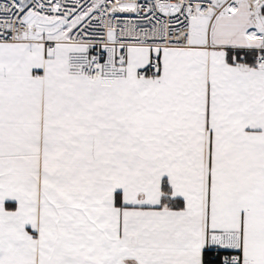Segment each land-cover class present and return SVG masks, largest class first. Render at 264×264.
<instances>
[{
    "label": "snow or ice",
    "instance_id": "1",
    "mask_svg": "<svg viewBox=\"0 0 264 264\" xmlns=\"http://www.w3.org/2000/svg\"><path fill=\"white\" fill-rule=\"evenodd\" d=\"M0 264H264V0H0Z\"/></svg>",
    "mask_w": 264,
    "mask_h": 264
}]
</instances>
